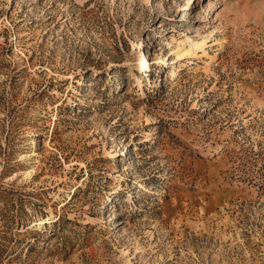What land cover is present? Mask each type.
Wrapping results in <instances>:
<instances>
[{"label":"rangeland","instance_id":"1","mask_svg":"<svg viewBox=\"0 0 264 264\" xmlns=\"http://www.w3.org/2000/svg\"><path fill=\"white\" fill-rule=\"evenodd\" d=\"M0 264H264V0H0Z\"/></svg>","mask_w":264,"mask_h":264},{"label":"bare ground","instance_id":"2","mask_svg":"<svg viewBox=\"0 0 264 264\" xmlns=\"http://www.w3.org/2000/svg\"><path fill=\"white\" fill-rule=\"evenodd\" d=\"M200 44H198V43H195L193 46H195V47H197V46H199ZM146 140V139H145ZM148 140H150V138H147V141Z\"/></svg>","mask_w":264,"mask_h":264}]
</instances>
